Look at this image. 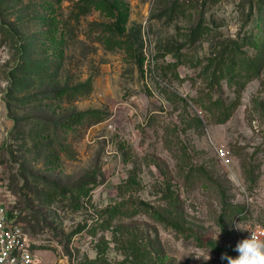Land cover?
<instances>
[{
	"label": "rangeland",
	"instance_id": "rangeland-1",
	"mask_svg": "<svg viewBox=\"0 0 264 264\" xmlns=\"http://www.w3.org/2000/svg\"><path fill=\"white\" fill-rule=\"evenodd\" d=\"M0 190L36 264L264 240V0H0Z\"/></svg>",
	"mask_w": 264,
	"mask_h": 264
},
{
	"label": "built area",
	"instance_id": "built-area-1",
	"mask_svg": "<svg viewBox=\"0 0 264 264\" xmlns=\"http://www.w3.org/2000/svg\"><path fill=\"white\" fill-rule=\"evenodd\" d=\"M8 212L0 190V264H36L33 252L36 242ZM263 232H253L250 237L259 239Z\"/></svg>",
	"mask_w": 264,
	"mask_h": 264
},
{
	"label": "clouds",
	"instance_id": "clouds-1",
	"mask_svg": "<svg viewBox=\"0 0 264 264\" xmlns=\"http://www.w3.org/2000/svg\"><path fill=\"white\" fill-rule=\"evenodd\" d=\"M234 251L238 253L235 258L225 253L221 255L220 259L227 261V264H264V240L252 237L241 240L236 244Z\"/></svg>",
	"mask_w": 264,
	"mask_h": 264
},
{
	"label": "trees",
	"instance_id": "trees-1",
	"mask_svg": "<svg viewBox=\"0 0 264 264\" xmlns=\"http://www.w3.org/2000/svg\"><path fill=\"white\" fill-rule=\"evenodd\" d=\"M21 55H22V57H23V52H21ZM24 58H22V60H23ZM23 62V61H22Z\"/></svg>",
	"mask_w": 264,
	"mask_h": 264
}]
</instances>
